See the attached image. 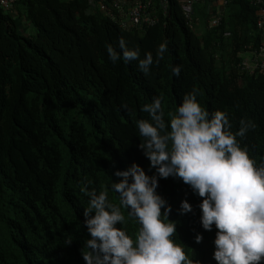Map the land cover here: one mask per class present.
I'll return each mask as SVG.
<instances>
[{
  "label": "trees",
  "instance_id": "trees-1",
  "mask_svg": "<svg viewBox=\"0 0 264 264\" xmlns=\"http://www.w3.org/2000/svg\"><path fill=\"white\" fill-rule=\"evenodd\" d=\"M92 1L19 0L13 11L0 5V264H85L87 193L105 191L108 202L119 205L109 188L110 178L120 179L114 171L133 162L147 175L154 171L138 148L143 138L135 126L150 119L141 108L154 97L162 98L167 120L195 89L204 110L226 114L231 132L241 119L250 121L236 140L258 164L264 158V72L242 70L244 54L264 41L255 0H228L216 27H209L215 4L195 2L193 22H206L204 33L191 27L180 0H155L159 23L132 31ZM120 38L129 49L139 47L140 58L152 53L147 75L136 60H109L105 45L120 53ZM162 42L167 49L157 60ZM173 65L181 67L178 76ZM156 192L172 207L173 239L190 259L216 264V229L206 231L199 222L202 198L172 177L158 179ZM181 200L191 212H177ZM121 211L125 222L117 227L134 239L139 225Z\"/></svg>",
  "mask_w": 264,
  "mask_h": 264
},
{
  "label": "clouds",
  "instance_id": "clouds-1",
  "mask_svg": "<svg viewBox=\"0 0 264 264\" xmlns=\"http://www.w3.org/2000/svg\"><path fill=\"white\" fill-rule=\"evenodd\" d=\"M189 22L197 29L193 20ZM118 45L120 53L111 44L105 45L111 62L136 60L138 69L149 73L154 63L151 52L140 58L139 47L129 49L123 38ZM166 49V42L159 44L157 60ZM250 53L246 52L243 60ZM180 71L179 65L171 66L173 75ZM141 111L150 119L135 121L143 138L138 148L148 160L149 170L154 171L147 175L135 162L126 170L114 171L120 179L114 182L110 178L109 188L117 194L119 205L109 203L105 191L87 193L82 223L89 238L80 249L85 264H200L173 239L177 222L168 219L172 207L156 192L158 179L168 177L179 178L202 198L199 222L206 231L216 229L212 241L216 264H264V158L258 164L236 140L245 136L251 122L241 119L238 130L231 132L226 114L204 110L195 89L183 96L174 113H167V120L161 97L145 103ZM121 208L139 225L134 239L117 227L125 222ZM191 211L190 203L181 200L177 212L184 215ZM201 240L202 235L196 233L194 241Z\"/></svg>",
  "mask_w": 264,
  "mask_h": 264
},
{
  "label": "built area",
  "instance_id": "built-area-1",
  "mask_svg": "<svg viewBox=\"0 0 264 264\" xmlns=\"http://www.w3.org/2000/svg\"><path fill=\"white\" fill-rule=\"evenodd\" d=\"M19 0H0V5L5 10L13 9L14 5ZM182 9L186 18L193 20V4L197 1L222 2L227 5L226 0H180ZM94 8L99 9L104 16L111 19L113 22L128 31L134 29H144L155 26L159 23V17L156 14L154 5L155 0H94ZM254 3L260 5L257 11V26L264 33V0H255ZM164 8L167 7V2L163 3ZM223 12L213 16L210 26H217L222 19ZM252 52V51H251ZM242 70L247 71L251 75L256 72L264 71V41L261 49L250 53V56L245 58L242 63Z\"/></svg>",
  "mask_w": 264,
  "mask_h": 264
},
{
  "label": "crops",
  "instance_id": "crops-1",
  "mask_svg": "<svg viewBox=\"0 0 264 264\" xmlns=\"http://www.w3.org/2000/svg\"><path fill=\"white\" fill-rule=\"evenodd\" d=\"M226 1L228 3V0H226ZM212 3H214L215 6L218 8V11L217 12L222 11L223 14H224L226 5L224 6L222 2H217V1L216 2H212ZM200 7H202L201 4H200ZM200 19L198 18V20H197V25H196V28L197 29L196 30L199 31V32H201V33H204L205 32V27H204V30H202V26L201 25L202 24H205V23L204 22H201ZM26 27H27V25H26ZM209 27H211V26L209 25Z\"/></svg>",
  "mask_w": 264,
  "mask_h": 264
},
{
  "label": "rangeland",
  "instance_id": "rangeland-1",
  "mask_svg": "<svg viewBox=\"0 0 264 264\" xmlns=\"http://www.w3.org/2000/svg\"><path fill=\"white\" fill-rule=\"evenodd\" d=\"M205 23H206V22H205ZM201 26H202V30H204V27H205V26H204L203 24H202Z\"/></svg>",
  "mask_w": 264,
  "mask_h": 264
}]
</instances>
